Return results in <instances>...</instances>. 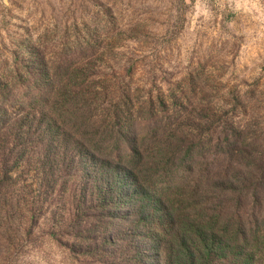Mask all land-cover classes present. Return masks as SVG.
I'll return each mask as SVG.
<instances>
[{
    "label": "trees",
    "instance_id": "trees-1",
    "mask_svg": "<svg viewBox=\"0 0 264 264\" xmlns=\"http://www.w3.org/2000/svg\"><path fill=\"white\" fill-rule=\"evenodd\" d=\"M76 71L57 81L58 69L53 77L25 67L12 122L0 92V191L31 168L40 193L69 194L53 235L77 248L98 233L87 254L103 260L264 264V152L250 151L255 142L222 126L204 137L187 131L164 93L138 104L129 85L86 75L77 85ZM42 213L31 208L30 225Z\"/></svg>",
    "mask_w": 264,
    "mask_h": 264
},
{
    "label": "rangeland",
    "instance_id": "rangeland-1",
    "mask_svg": "<svg viewBox=\"0 0 264 264\" xmlns=\"http://www.w3.org/2000/svg\"><path fill=\"white\" fill-rule=\"evenodd\" d=\"M27 66L53 77L58 69L57 81L77 69V85L85 75L129 85L138 104L164 93L187 116V131L204 137L222 126L264 152V0H0V92L10 122ZM12 177L0 191V264H118L87 254L96 232L92 242L71 243L77 248L57 238L68 193H40L25 165ZM36 206L43 213L30 225Z\"/></svg>",
    "mask_w": 264,
    "mask_h": 264
}]
</instances>
